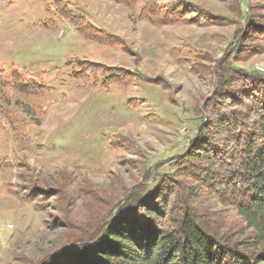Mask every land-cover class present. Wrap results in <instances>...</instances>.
Listing matches in <instances>:
<instances>
[{
	"label": "rangeland",
	"instance_id": "rangeland-1",
	"mask_svg": "<svg viewBox=\"0 0 264 264\" xmlns=\"http://www.w3.org/2000/svg\"><path fill=\"white\" fill-rule=\"evenodd\" d=\"M249 13L264 33V0H0V264L40 262L170 171L207 121L219 64L264 74L263 36L240 41ZM111 71L126 86L107 88ZM16 73L48 88L25 94Z\"/></svg>",
	"mask_w": 264,
	"mask_h": 264
},
{
	"label": "trees",
	"instance_id": "trees-1",
	"mask_svg": "<svg viewBox=\"0 0 264 264\" xmlns=\"http://www.w3.org/2000/svg\"><path fill=\"white\" fill-rule=\"evenodd\" d=\"M113 1L130 8L137 2ZM153 5L143 8L141 18L160 16ZM66 7L60 4L57 11L80 26L82 19ZM166 12L167 22L179 20L175 12ZM251 13L240 41L252 32L264 38L255 26L258 16ZM90 28L95 26L79 31ZM76 69L80 79L84 66ZM217 70L219 87L205 105L207 121L188 152L174 160L168 173L127 194L111 222L90 225L34 264H264V74L225 62ZM108 73L107 88L126 86L120 73ZM14 80L29 95L48 88L26 83L17 73ZM212 200L224 211L205 206Z\"/></svg>",
	"mask_w": 264,
	"mask_h": 264
}]
</instances>
